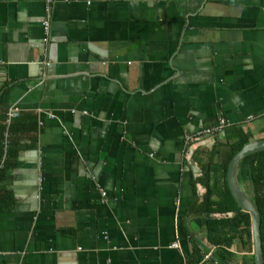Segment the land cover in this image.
Segmentation results:
<instances>
[{"label": "crops", "instance_id": "1", "mask_svg": "<svg viewBox=\"0 0 264 264\" xmlns=\"http://www.w3.org/2000/svg\"><path fill=\"white\" fill-rule=\"evenodd\" d=\"M44 20L0 0V115L43 121L13 127L0 264H187L227 137L185 135L221 116L264 139V0H55L47 43Z\"/></svg>", "mask_w": 264, "mask_h": 264}, {"label": "trees", "instance_id": "2", "mask_svg": "<svg viewBox=\"0 0 264 264\" xmlns=\"http://www.w3.org/2000/svg\"><path fill=\"white\" fill-rule=\"evenodd\" d=\"M8 112L7 110L0 115V175L11 166L10 161L16 158L19 150L20 139L13 134L14 125L27 123L28 132L36 131L38 121L42 118L35 114L22 118L19 115L21 119L18 117L7 123ZM225 132L226 144L217 145L212 154V157H218V161L212 160L207 163L201 177L196 179L195 183L202 186L204 194L200 198H194L187 212L198 228L205 231L208 247H202L192 241V251L187 257V264H237L235 262L237 256L232 251L237 244L245 252L238 264H254L251 255L250 216L241 211L234 201L226 178L229 162L252 140V135L239 125L230 126ZM238 180L244 192L259 210L264 264V151L243 159L238 167ZM11 205L6 208H10Z\"/></svg>", "mask_w": 264, "mask_h": 264}, {"label": "water", "instance_id": "3", "mask_svg": "<svg viewBox=\"0 0 264 264\" xmlns=\"http://www.w3.org/2000/svg\"><path fill=\"white\" fill-rule=\"evenodd\" d=\"M222 133H225V131H223ZM262 151H264V139L250 141L249 143L244 145L229 162L226 176L227 185L234 201L240 207L241 211L248 213L250 216L252 242L251 255L253 256L254 264H263V250L260 233V215L258 208L250 200L239 183L238 167L243 159L252 154Z\"/></svg>", "mask_w": 264, "mask_h": 264}, {"label": "built area", "instance_id": "4", "mask_svg": "<svg viewBox=\"0 0 264 264\" xmlns=\"http://www.w3.org/2000/svg\"><path fill=\"white\" fill-rule=\"evenodd\" d=\"M55 0H43L44 2V13H45V20L42 23V30H43V34H44V38H43V42L47 43L48 39V33H49V28H50V15H51V7L53 5ZM20 113H19V109L18 108H14L12 110H9V112L7 113V123H9L11 120L13 119H17L19 117ZM38 116H42V112H38L37 113ZM47 118H54V116L51 113H47L46 114ZM248 120H252V118H249ZM39 126L43 125V121L42 118L39 119L38 121ZM231 125V123L224 117H219L217 119V121L215 122V124L213 126L207 127L205 129H202L192 135L190 134H186L185 135V139L186 141H188L189 143H195L200 137H207V136H213L219 133H222L223 131H225L227 128H229ZM41 183V179H39V184ZM172 247H177V245H172Z\"/></svg>", "mask_w": 264, "mask_h": 264}, {"label": "rangeland", "instance_id": "5", "mask_svg": "<svg viewBox=\"0 0 264 264\" xmlns=\"http://www.w3.org/2000/svg\"><path fill=\"white\" fill-rule=\"evenodd\" d=\"M262 127V128H264V124L263 123H259V124H257V125H254V129L251 127V129H252V133H257V132H260L259 130L257 131V127ZM238 248H236L235 250L233 249V251H235L236 253H237V259L235 260V262H240V259L242 258V255H243V253H244V250L241 248V246H237Z\"/></svg>", "mask_w": 264, "mask_h": 264}]
</instances>
